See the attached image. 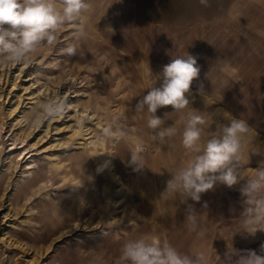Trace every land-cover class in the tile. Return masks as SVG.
I'll return each instance as SVG.
<instances>
[{
	"label": "rangeland",
	"instance_id": "obj_1",
	"mask_svg": "<svg viewBox=\"0 0 264 264\" xmlns=\"http://www.w3.org/2000/svg\"><path fill=\"white\" fill-rule=\"evenodd\" d=\"M93 4L84 57L66 58L52 49L31 63L0 65V264H123L125 242L164 231L179 251L188 252L195 233L185 222L187 204L203 212L209 228L205 244L213 256L215 250L223 256L227 244L259 253L264 232L236 233L243 227L238 217L243 181L231 189L216 185L200 202L160 197L170 173L189 159L181 144L183 120L175 114L167 121L178 132L160 145L150 139L147 114L131 109L147 93L149 68L156 74L172 58L196 56L200 73L191 90L203 84L207 95L205 100L196 95L192 106L205 116L227 111L257 133L245 143L247 177L264 161V155L251 153L259 146L264 154V0ZM57 92L68 104L60 121L39 128L23 123L38 100ZM170 111L166 106L156 115ZM115 117L134 134L126 143L98 140ZM210 126L214 130L211 119L203 139ZM137 147L144 148L146 161L139 172L127 164L129 151ZM110 151L117 155L105 153Z\"/></svg>",
	"mask_w": 264,
	"mask_h": 264
},
{
	"label": "clouds",
	"instance_id": "obj_2",
	"mask_svg": "<svg viewBox=\"0 0 264 264\" xmlns=\"http://www.w3.org/2000/svg\"><path fill=\"white\" fill-rule=\"evenodd\" d=\"M199 2L204 6L209 4V0ZM93 12V0H0V65L31 63L36 56L52 49L66 58L84 57L82 41L87 37L88 21ZM149 73L151 82L147 93L141 94L142 98L137 100L131 111L134 115L147 114L150 139L160 145L168 144L177 135L176 125L167 121L179 114L183 120L181 144L189 154L183 166L170 173L171 178L167 180L160 197L166 201L179 198L181 203H187L189 199L200 202L201 194L216 185L231 189L243 181L240 192L244 200L238 216L243 227L236 233L247 232L254 236L257 231L264 232V161L256 169H251L247 177L243 175V166L250 159V155L247 159L244 156L245 143L254 140L257 135L252 126L222 109L208 112L205 116L202 114L204 111L192 106L196 95L204 100L207 95L203 84L195 93L191 90L200 73L196 56L186 52L183 56L172 58L160 72L153 74L149 68ZM166 106H171L172 111L165 112L163 117L156 115L158 109ZM67 107L65 96H46L36 102L23 123L39 126L45 121L62 118ZM186 109L189 110L185 115ZM216 117L222 119L218 121L214 119ZM209 119L215 123V128L212 130L210 126L207 138L203 139L204 126ZM134 132L121 122L120 117H115L102 129L97 139L103 138L113 144L126 143ZM143 151V147L129 151L127 164L133 171L139 172L146 167ZM105 153L117 155L114 151ZM251 153L264 155L259 146H255ZM104 167L101 165L97 171ZM203 207L206 209L207 204ZM232 211L235 212L234 209ZM202 213L192 204H187L185 222L188 230L195 233L188 252L179 251L164 231L155 236L145 234L128 240L121 248L120 260L123 264H214V261H223V264H264V244L260 246L259 253L256 250L240 251L233 244L231 247L227 244L223 256L216 250L213 256L205 244L209 228Z\"/></svg>",
	"mask_w": 264,
	"mask_h": 264
},
{
	"label": "bare ground",
	"instance_id": "obj_3",
	"mask_svg": "<svg viewBox=\"0 0 264 264\" xmlns=\"http://www.w3.org/2000/svg\"><path fill=\"white\" fill-rule=\"evenodd\" d=\"M73 84H74V83H73ZM55 94H56V93H55ZM57 94H58V92H57ZM47 96H49V95H47ZM58 120L60 121V119H58ZM36 127H37V126H36ZM38 128H39V126H38ZM86 130H88V129H86ZM95 130H96V129H95ZM92 131H93V130H92ZM97 131H98V130H97ZM84 132H85V130H84ZM90 132H91V131H90ZM98 132H99V131H98ZM98 132H97V133H98ZM93 133H94V132H93ZM81 134H82V133H81ZM90 134H91V133H90ZM77 135H79V134H77ZM83 135H84V133H83ZM87 135H88V134H87ZM42 140H43V139H42ZM24 141H25V140H24ZM44 141H45V140H44ZM24 143H25V142H24ZM36 146H37V143H36ZM12 147H13V146H12ZM87 149H88V148H87ZM84 150H85V149H84ZM87 152H88V151H87ZM80 153H81V152H80ZM92 153H93V152H92ZM85 154H86V153H85ZM89 155H90V153H89ZM75 156H76V155H75ZM77 157H78V156H77ZM82 157H83V156H82ZM84 157H85V156H84ZM89 157H90V156H89ZM70 158H71V157H70ZM59 159H60V157H59ZM83 159H84V158H83ZM87 159H88V158H87ZM71 160H72V159H71ZM71 160H70V161H71ZM59 161H60V160H59ZM87 161H88V160H87ZM89 162H90V161H89ZM68 163H69V162H68ZM73 163H74V162H73ZM62 166H63V163H62ZM71 166H72V165H71ZM55 167H56V166H55ZM57 167H58V166H57ZM72 168H73V167H72ZM53 169H54V167H53ZM53 169H52V170H53ZM56 169H57V168H56ZM74 169H75V168H73V170H74ZM49 170H50V168H49ZM68 170H69V169H68ZM75 170H76V169H75ZM59 171H60V170H59ZM66 171H67V170H66ZM70 171L72 172L71 167H70ZM14 172H15V170H14ZM61 172H62V171H61ZM56 173H57V172H56ZM77 173H78V172H77ZM69 174H70V173H69ZM55 176H56V175H55ZM59 176H60V175H59ZM66 176H67V175H66ZM56 177H57V176H56ZM63 177H64V176H63ZM54 179H55V177H54ZM51 180H52V179H51ZM56 180H57V179H56ZM62 180H63V179H62ZM66 180H67V179H66ZM63 181H64V180H63ZM63 181H62V182H63ZM54 182H55V181H54ZM67 186H68V185H67ZM65 188H66V187H65ZM67 188H68V187H67ZM78 188H79V187H78ZM73 191H74V190H73ZM78 192H79V190H78ZM75 194H76V193H75ZM75 194H74V195H75ZM63 197H64V196H63ZM72 197H73V195H72ZM72 197H71V199H74V198H72ZM53 198H54V197H53ZM67 198H68V197H67ZM61 199H63V198H61ZM79 199H80V198H79ZM50 200H51V199H50ZM63 200H64V199H63ZM64 201H65V200H64ZM71 201L73 202V200H70V203H72ZM74 201H75V199H74ZM78 201H79V200H78ZM79 203H80V202H79ZM77 204H78V203H77ZM72 205H73V204H72ZM75 205H76V204H75ZM82 206H83V204H82ZM84 206H85V205H84ZM83 208H84V207H83ZM82 211H83V210H82ZM104 212H105V211H104ZM84 213H85V212H84ZM84 213H83V214H84ZM80 214H81V213H80Z\"/></svg>",
	"mask_w": 264,
	"mask_h": 264
}]
</instances>
